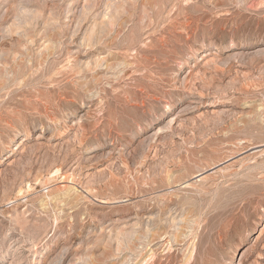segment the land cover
Here are the masks:
<instances>
[{
  "label": "rangeland",
  "instance_id": "rangeland-1",
  "mask_svg": "<svg viewBox=\"0 0 264 264\" xmlns=\"http://www.w3.org/2000/svg\"><path fill=\"white\" fill-rule=\"evenodd\" d=\"M0 264H264V0H0Z\"/></svg>",
  "mask_w": 264,
  "mask_h": 264
}]
</instances>
